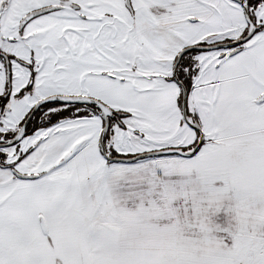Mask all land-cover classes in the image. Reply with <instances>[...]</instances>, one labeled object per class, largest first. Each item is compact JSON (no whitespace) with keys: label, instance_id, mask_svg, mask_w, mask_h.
Here are the masks:
<instances>
[{"label":"snow or ice","instance_id":"obj_1","mask_svg":"<svg viewBox=\"0 0 264 264\" xmlns=\"http://www.w3.org/2000/svg\"><path fill=\"white\" fill-rule=\"evenodd\" d=\"M0 264H264V0H0Z\"/></svg>","mask_w":264,"mask_h":264}]
</instances>
